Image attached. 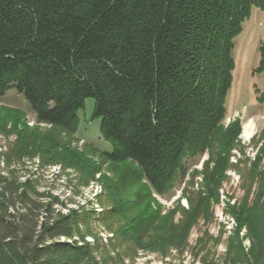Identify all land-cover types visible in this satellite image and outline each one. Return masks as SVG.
Returning <instances> with one entry per match:
<instances>
[{
  "label": "trees",
  "instance_id": "16d2710c",
  "mask_svg": "<svg viewBox=\"0 0 264 264\" xmlns=\"http://www.w3.org/2000/svg\"><path fill=\"white\" fill-rule=\"evenodd\" d=\"M253 7L264 11V0H0V98L23 94L49 134H75L93 98L92 119L102 120L101 137L112 145L102 156L158 194L171 190L188 156L223 134L206 174L213 193L241 132L239 119L225 130L223 122L234 39ZM260 51L264 72V41ZM17 133L0 170V264H135L146 251L165 264H264L262 160L243 173L253 196L231 208L232 233L219 225L216 235L188 239L195 221L209 217V198L200 197L185 210L186 226L149 241L155 213H132L119 180L59 140ZM55 165L62 171L54 176H69L57 194L41 186ZM92 183L96 194L77 205Z\"/></svg>",
  "mask_w": 264,
  "mask_h": 264
},
{
  "label": "rangeland",
  "instance_id": "374dc122",
  "mask_svg": "<svg viewBox=\"0 0 264 264\" xmlns=\"http://www.w3.org/2000/svg\"><path fill=\"white\" fill-rule=\"evenodd\" d=\"M263 41L264 11L253 7L250 19L245 21L242 32L234 39L235 68L225 103L226 118L223 122L225 130L239 119L241 132L236 136L227 154V167L223 169V177L219 178L220 183L218 187H214L213 193H210L209 189L215 185L209 183V187L207 186L206 174L215 168V162L219 158L216 152L223 134H217L210 148L204 153L188 156L185 159V172H180L171 190L167 194H158L143 183L134 186L138 181L133 180V173L128 166L115 164L102 156V152L112 151V145L101 137L102 120L92 119L95 105L93 98H88L85 108L79 111L80 125L75 134H66L60 130L49 134L47 131L51 125L38 123L24 95L15 89L8 90L6 95L0 98V170L6 167L7 152L17 144L18 131L24 132L28 138L59 140L65 146L75 148L92 158L101 166V173L119 180L122 191L132 202L129 205L131 210L135 209L132 213H145L147 207L153 209L156 219L145 229L147 240L164 239L165 236L172 235L175 228L181 230L186 226L188 218L185 210H189L192 203L197 205L200 197L209 198V217L201 215L195 221L189 230L188 239L194 241L207 230L216 235L220 229L217 218L221 221H231L233 217L231 208L252 200L253 195L246 185L243 174L246 167L259 160L264 162V72L257 70L261 62L260 48ZM11 110H20L26 115L22 116ZM246 131L251 133L249 138L245 137ZM224 156L225 154L222 155ZM51 170L44 178L42 189L45 186L52 188L56 194L62 193L64 180L66 181L69 176L65 173L66 178L54 176ZM69 171L73 175L74 171L71 169ZM93 187L85 189L84 197L76 198L77 205L86 202L85 197L94 196L96 184ZM145 190H149V197L142 194ZM244 234L242 231L241 237ZM243 242L245 246H249L248 240ZM184 259V264H190L189 257ZM135 264H165V261L160 254L146 251L141 253Z\"/></svg>",
  "mask_w": 264,
  "mask_h": 264
},
{
  "label": "built area",
  "instance_id": "2783aa9c",
  "mask_svg": "<svg viewBox=\"0 0 264 264\" xmlns=\"http://www.w3.org/2000/svg\"><path fill=\"white\" fill-rule=\"evenodd\" d=\"M51 169L53 170V171L51 170L53 175L54 174L57 175L62 171L60 165H55V166L51 167ZM64 183H65V180H64ZM93 186H94V183H92V185H90L89 187H93ZM98 188H99V186L96 185L95 194L98 191ZM67 195H70V193ZM96 207H97L96 209L99 211L100 209L98 208V206H96ZM217 221L219 222L220 225H222L226 228V230L228 231L229 234L232 233L237 226V223H236V220L234 217L231 218V221H226V220L221 221L219 218H217Z\"/></svg>",
  "mask_w": 264,
  "mask_h": 264
},
{
  "label": "bare ground",
  "instance_id": "6f19581e",
  "mask_svg": "<svg viewBox=\"0 0 264 264\" xmlns=\"http://www.w3.org/2000/svg\"><path fill=\"white\" fill-rule=\"evenodd\" d=\"M244 134H246L245 137L249 138L250 137L249 134H251V133H250V131H246V133H244Z\"/></svg>",
  "mask_w": 264,
  "mask_h": 264
}]
</instances>
